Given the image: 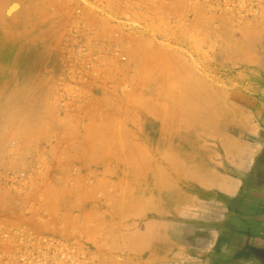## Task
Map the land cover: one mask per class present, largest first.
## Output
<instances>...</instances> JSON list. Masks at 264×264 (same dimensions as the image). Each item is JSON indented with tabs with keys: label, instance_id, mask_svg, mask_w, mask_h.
<instances>
[{
	"label": "rangeland",
	"instance_id": "obj_1",
	"mask_svg": "<svg viewBox=\"0 0 264 264\" xmlns=\"http://www.w3.org/2000/svg\"><path fill=\"white\" fill-rule=\"evenodd\" d=\"M262 154L264 0H0V264H196Z\"/></svg>",
	"mask_w": 264,
	"mask_h": 264
},
{
	"label": "crops",
	"instance_id": "obj_2",
	"mask_svg": "<svg viewBox=\"0 0 264 264\" xmlns=\"http://www.w3.org/2000/svg\"><path fill=\"white\" fill-rule=\"evenodd\" d=\"M228 222L196 264H264V154L246 169Z\"/></svg>",
	"mask_w": 264,
	"mask_h": 264
},
{
	"label": "built area",
	"instance_id": "obj_3",
	"mask_svg": "<svg viewBox=\"0 0 264 264\" xmlns=\"http://www.w3.org/2000/svg\"><path fill=\"white\" fill-rule=\"evenodd\" d=\"M233 2L226 3L224 9L235 12ZM241 16L259 14V9L240 10ZM118 36L119 34L116 33ZM6 264H98L93 253L76 239L61 233L39 232L29 227L14 229L3 234Z\"/></svg>",
	"mask_w": 264,
	"mask_h": 264
},
{
	"label": "bare ground",
	"instance_id": "obj_4",
	"mask_svg": "<svg viewBox=\"0 0 264 264\" xmlns=\"http://www.w3.org/2000/svg\"><path fill=\"white\" fill-rule=\"evenodd\" d=\"M15 102H16V101H15ZM13 104H14V103H13ZM15 123H16V122H15ZM132 148H133V147H132ZM142 152H143V150H142ZM140 153H141V152H140ZM141 155H142V154H141ZM141 155H140V156H141ZM126 160H127V159H126ZM130 160H131V159H130ZM135 160H136V159H135ZM128 162H129V160H128ZM123 164H124V163H123ZM146 168H147V167H146ZM119 196H120V195H119ZM172 204H173V203H172Z\"/></svg>",
	"mask_w": 264,
	"mask_h": 264
}]
</instances>
